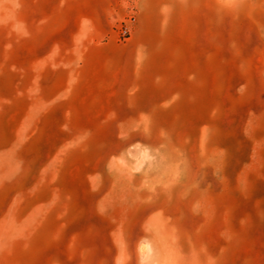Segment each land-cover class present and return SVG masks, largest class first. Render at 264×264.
<instances>
[{"label":"rangeland","instance_id":"obj_1","mask_svg":"<svg viewBox=\"0 0 264 264\" xmlns=\"http://www.w3.org/2000/svg\"><path fill=\"white\" fill-rule=\"evenodd\" d=\"M0 264H264V0H0Z\"/></svg>","mask_w":264,"mask_h":264}]
</instances>
